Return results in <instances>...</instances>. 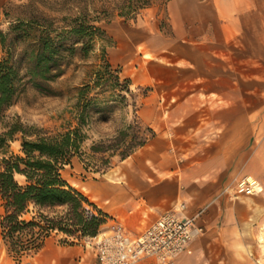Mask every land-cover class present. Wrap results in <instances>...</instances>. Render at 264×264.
<instances>
[{
  "label": "crops",
  "instance_id": "obj_1",
  "mask_svg": "<svg viewBox=\"0 0 264 264\" xmlns=\"http://www.w3.org/2000/svg\"><path fill=\"white\" fill-rule=\"evenodd\" d=\"M224 1L168 2L175 42L152 48L159 59L151 63L153 103L143 108L152 114L146 122L155 136L113 169L75 183L109 213L105 226L118 220L133 232L184 202L185 214L198 215L205 232L176 264H264L261 246L242 249L258 240L242 230L264 224V151L252 142L264 129V108L241 105V97L255 91L241 81L264 82V0ZM247 176L259 178L260 186L236 194L234 183ZM4 211L0 195V264H25L8 252ZM81 253L77 243L48 237L29 264L96 260L87 262Z\"/></svg>",
  "mask_w": 264,
  "mask_h": 264
},
{
  "label": "trees",
  "instance_id": "obj_2",
  "mask_svg": "<svg viewBox=\"0 0 264 264\" xmlns=\"http://www.w3.org/2000/svg\"><path fill=\"white\" fill-rule=\"evenodd\" d=\"M66 19L64 26L55 28L49 18L41 22L31 17L19 21L8 32L0 31V48L5 52L0 60V195L5 207L1 227L8 252L17 261L39 252L53 232L65 233L62 242L73 243L96 234L110 216L89 195L71 184L63 169L81 152V145L88 137L83 130L94 112L104 111L101 118L107 119L106 113L127 100L124 92L131 91V78L125 77L121 82V76H106L112 65L106 59L104 68L96 70L98 76L78 87L74 104L76 124L67 119L59 130L28 124L20 114L7 113L28 83L41 88L43 79L59 75L64 49L79 48L87 56L97 39L112 44L107 31L91 23L87 14ZM69 39L74 40L70 46ZM79 42L80 45H75ZM103 52L106 55L105 44ZM99 86L110 88L115 102L110 103L111 99L100 92L91 95ZM146 130L122 153L124 158L155 136L152 127L146 126ZM15 141L20 143L19 151L12 148ZM93 148L96 150V145Z\"/></svg>",
  "mask_w": 264,
  "mask_h": 264
},
{
  "label": "rangeland",
  "instance_id": "obj_3",
  "mask_svg": "<svg viewBox=\"0 0 264 264\" xmlns=\"http://www.w3.org/2000/svg\"><path fill=\"white\" fill-rule=\"evenodd\" d=\"M169 1L0 0V31L8 32L19 21H26L31 17L39 18L41 22H45L49 18L53 20L55 28H61L66 24V17L87 14L91 23L104 28L109 38L113 40L112 44L101 39L95 40L93 48L87 56L83 55L79 48L64 49L60 58L62 70L59 75L52 79H43L41 88L28 83L19 100L7 110L8 114L18 113L28 124H38L59 130L62 127L61 124L67 119H72V123L76 124L77 110L74 104L77 101L78 87L93 76H98L96 70L104 68L103 63L106 59L112 64L108 68L110 73H107L106 76H121V82L125 77L131 78V91L124 92L127 96L124 105H118L110 113H106L109 115L107 119L101 118L104 111L94 112L89 124L84 127L83 131L87 132L88 137L81 145V152L76 154L72 158V162L66 164L63 169V175L74 186L77 183L76 178L100 175L116 167L124 159L122 153L145 134L146 126L152 127L146 122L147 117L150 118L152 114L149 112L146 116L143 113V108L153 103L151 63L158 62L159 59L153 54L152 48L175 42L174 38L170 39L174 36V31L169 19L167 7ZM145 2H149V4L146 5ZM224 2L226 4L227 0ZM235 13L236 10L233 8L232 14ZM237 26L242 27V30H247L246 24H237ZM73 42V39H69L67 45L70 46ZM80 44L81 42L75 45ZM104 44L106 45V55L103 52ZM4 54L5 52L0 48V60ZM155 66L157 67V64ZM158 70L155 68L153 72L156 76L159 74L162 76L163 74ZM241 85L243 88H255V91L251 92L249 96L241 97V105L249 101V104L255 105L257 110L264 108V82L245 80L241 81ZM99 92L111 99L110 103L115 102L110 96L112 92L110 88L95 87L91 95ZM137 120L140 122L139 124H137ZM129 124L132 126L128 127ZM140 124L142 126L139 127ZM257 131L252 142L256 145L257 152H263L264 129ZM93 145H96V150ZM12 148L19 151V141L13 142ZM17 176L19 179L23 178L21 175ZM257 179L260 182L259 178ZM109 219L111 216L107 221ZM242 231L249 238L258 239L257 241L250 240L247 246L242 245L244 252H251L256 245H259L264 253V224L249 225ZM89 236H84L73 242L81 246V256H86L87 262L95 258L92 248L85 244ZM50 237L61 244H73L62 242V239L66 238V234L63 232H53ZM34 255L24 257L25 264L34 261L31 258ZM89 264L91 263L89 262ZM136 264L157 263L153 257H145Z\"/></svg>",
  "mask_w": 264,
  "mask_h": 264
},
{
  "label": "built area",
  "instance_id": "obj_4",
  "mask_svg": "<svg viewBox=\"0 0 264 264\" xmlns=\"http://www.w3.org/2000/svg\"><path fill=\"white\" fill-rule=\"evenodd\" d=\"M259 185L257 178L247 176L236 183V194L252 193ZM185 207L182 202L163 212L139 232L118 220L101 227L85 241L95 255L91 264H136L145 257H153L157 264H176L180 255L192 251L191 242L205 232L198 215L185 214Z\"/></svg>",
  "mask_w": 264,
  "mask_h": 264
}]
</instances>
